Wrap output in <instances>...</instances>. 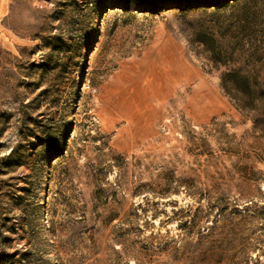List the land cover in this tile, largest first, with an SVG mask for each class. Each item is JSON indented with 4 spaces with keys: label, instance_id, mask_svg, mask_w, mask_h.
Returning <instances> with one entry per match:
<instances>
[{
    "label": "rangeland",
    "instance_id": "374dc122",
    "mask_svg": "<svg viewBox=\"0 0 264 264\" xmlns=\"http://www.w3.org/2000/svg\"><path fill=\"white\" fill-rule=\"evenodd\" d=\"M0 264H264V0H0Z\"/></svg>",
    "mask_w": 264,
    "mask_h": 264
},
{
    "label": "crops",
    "instance_id": "0c3cea01",
    "mask_svg": "<svg viewBox=\"0 0 264 264\" xmlns=\"http://www.w3.org/2000/svg\"><path fill=\"white\" fill-rule=\"evenodd\" d=\"M219 103H218V108H223V107H225V106H223V104H222V102H221V100L220 101H218ZM222 105V106H221ZM216 109V106H210L209 108H207V110H206V113L208 112V111H213V110H215ZM196 112V111H195ZM196 113H198V112H196ZM200 114V113H199Z\"/></svg>",
    "mask_w": 264,
    "mask_h": 264
},
{
    "label": "trees",
    "instance_id": "16d2710c",
    "mask_svg": "<svg viewBox=\"0 0 264 264\" xmlns=\"http://www.w3.org/2000/svg\"><path fill=\"white\" fill-rule=\"evenodd\" d=\"M237 93H239V95H242L241 97H242V99H244V95H245V92L244 91H238ZM251 103L249 102V104H247L248 106H251L250 105Z\"/></svg>",
    "mask_w": 264,
    "mask_h": 264
}]
</instances>
